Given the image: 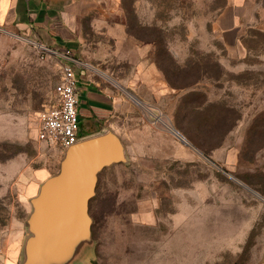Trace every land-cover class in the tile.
Listing matches in <instances>:
<instances>
[{
    "label": "rangeland",
    "instance_id": "374dc122",
    "mask_svg": "<svg viewBox=\"0 0 264 264\" xmlns=\"http://www.w3.org/2000/svg\"><path fill=\"white\" fill-rule=\"evenodd\" d=\"M133 2L138 21L159 29L161 45L97 44L107 75L69 49L76 73L122 103L117 135L129 144L126 161L97 176L90 262L264 264V12L249 1L241 43L225 48L212 29L222 0ZM39 44L0 27V264L23 262L30 198L58 170L60 154L36 132L39 113L55 102L62 61ZM194 106L200 115L189 114ZM177 127L189 129L192 142ZM83 247L70 264H83Z\"/></svg>",
    "mask_w": 264,
    "mask_h": 264
},
{
    "label": "crops",
    "instance_id": "0c3cea01",
    "mask_svg": "<svg viewBox=\"0 0 264 264\" xmlns=\"http://www.w3.org/2000/svg\"><path fill=\"white\" fill-rule=\"evenodd\" d=\"M120 1L0 0V27L13 28L16 31H22L26 36L37 37L42 45L52 49L67 48L73 53L80 52L87 55L91 61L88 65L107 75V66L102 69L97 66L99 60H105L97 54V51L100 50L97 44L107 46V39L108 41L112 40L114 44L129 40L138 43L126 32L125 24L121 19L123 10ZM223 1L213 20L212 29L219 36L222 46L225 48L236 47L241 43V35H238L240 21L246 15L247 3L251 0ZM259 1V7L257 0H255V4L258 10L264 12L263 0ZM262 26L264 27V20ZM85 32L97 35L96 38L99 40L95 43L89 42ZM91 45L94 46L91 47ZM153 68L157 70L155 65ZM77 74L79 87L78 122L82 139L106 131H112L117 135L118 120L121 114L119 110L122 103L109 93L107 87L105 89L100 88L98 82L87 81L81 73ZM118 137L121 139L124 149L128 148L129 144L124 141L122 136L119 135ZM136 146L141 147L140 144H136ZM59 154L60 162L63 154ZM48 177L49 175L44 180ZM40 184L37 185L34 195H36ZM80 247L85 250V255L80 262L91 264L90 261L94 254L93 237L91 236L90 241L79 245L72 259L77 256ZM71 261L66 264H70Z\"/></svg>",
    "mask_w": 264,
    "mask_h": 264
},
{
    "label": "water",
    "instance_id": "95a60500",
    "mask_svg": "<svg viewBox=\"0 0 264 264\" xmlns=\"http://www.w3.org/2000/svg\"><path fill=\"white\" fill-rule=\"evenodd\" d=\"M177 134V133H176ZM126 161L121 139L106 131L67 149L55 174L30 198L28 238L21 264H66L77 248L91 240L89 202L99 173Z\"/></svg>",
    "mask_w": 264,
    "mask_h": 264
},
{
    "label": "built area",
    "instance_id": "2783aa9c",
    "mask_svg": "<svg viewBox=\"0 0 264 264\" xmlns=\"http://www.w3.org/2000/svg\"><path fill=\"white\" fill-rule=\"evenodd\" d=\"M41 51L52 53L62 61L58 82L54 85L55 102L39 113L36 140L61 154L82 140L79 133V87L75 67L79 62L67 48L52 50L38 45Z\"/></svg>",
    "mask_w": 264,
    "mask_h": 264
},
{
    "label": "trees",
    "instance_id": "16d2710c",
    "mask_svg": "<svg viewBox=\"0 0 264 264\" xmlns=\"http://www.w3.org/2000/svg\"><path fill=\"white\" fill-rule=\"evenodd\" d=\"M134 0H121L120 1V5H121V9L123 10V12L125 13V16H126V21H125V28H126V32L128 35L132 36L133 38H135L137 41L139 42H142V43H145V44H156V45H161L162 42H163V39L161 36V33L159 32V29H157L156 27H146V26H143L137 19V16L134 12L133 9V2ZM222 2H224L222 0ZM129 4V5H128ZM145 31H149L148 32V35L150 37H153V38H146L145 36ZM207 61V60H206ZM207 63H210L207 61ZM189 65H186V69L187 68H191V67H194V64H190L188 63ZM158 68L162 71V73L164 74L165 78H166V81L168 83V85L173 88V89H181L180 85H177L174 81L172 80H169L168 77H167V70L163 69L162 67L158 66ZM176 70H174L173 73H183L182 71L183 70H180V69H183V68H175ZM180 70V71H179ZM177 73H176V77L178 78L179 76H177ZM202 112L201 111H197V107L194 106L192 109H190L189 111V114L190 115H193V116H196V115H200ZM232 125H230V127H228L226 129V131H228L230 128H231ZM177 129L190 141L192 142V133L189 129H184V130H181L180 128L177 127ZM194 144V143H193ZM202 147H204V145H201L200 148L202 149ZM12 155L13 154H16L14 151L13 153H11ZM4 155L2 156V159H8L10 158L9 156H12V155Z\"/></svg>",
    "mask_w": 264,
    "mask_h": 264
}]
</instances>
